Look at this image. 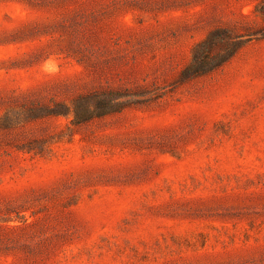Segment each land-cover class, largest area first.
Here are the masks:
<instances>
[{
  "label": "rangeland",
  "instance_id": "obj_1",
  "mask_svg": "<svg viewBox=\"0 0 264 264\" xmlns=\"http://www.w3.org/2000/svg\"><path fill=\"white\" fill-rule=\"evenodd\" d=\"M0 264H264V0H0Z\"/></svg>",
  "mask_w": 264,
  "mask_h": 264
},
{
  "label": "trees",
  "instance_id": "obj_2",
  "mask_svg": "<svg viewBox=\"0 0 264 264\" xmlns=\"http://www.w3.org/2000/svg\"><path fill=\"white\" fill-rule=\"evenodd\" d=\"M242 43L241 35L232 36L226 31L211 33L198 43L185 72L196 75L214 69L232 57ZM214 46L218 47L215 51H213ZM125 95H130V93L109 90L89 95L84 103L77 100L74 104V120L80 121L93 115L117 110L120 106V99Z\"/></svg>",
  "mask_w": 264,
  "mask_h": 264
}]
</instances>
